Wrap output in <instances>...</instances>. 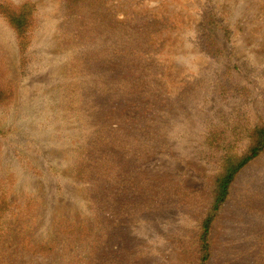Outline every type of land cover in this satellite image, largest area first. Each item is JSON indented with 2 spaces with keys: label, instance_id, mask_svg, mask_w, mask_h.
<instances>
[{
  "label": "rangeland",
  "instance_id": "374dc122",
  "mask_svg": "<svg viewBox=\"0 0 264 264\" xmlns=\"http://www.w3.org/2000/svg\"><path fill=\"white\" fill-rule=\"evenodd\" d=\"M69 1L0 0V176L11 200L37 201L32 241H56L51 255L14 247L5 264H200L224 156H241L264 122V0H77L80 22ZM24 4L33 11L19 30L5 12ZM211 6L228 29L217 35L229 72L196 39ZM92 45L104 51L96 60ZM72 92L97 114L70 111ZM112 128L120 141L107 149L114 175L96 185L98 212L73 171L91 134ZM61 216L76 236L55 232ZM210 245L208 264H264V153L237 175Z\"/></svg>",
  "mask_w": 264,
  "mask_h": 264
},
{
  "label": "trees",
  "instance_id": "16d2710c",
  "mask_svg": "<svg viewBox=\"0 0 264 264\" xmlns=\"http://www.w3.org/2000/svg\"><path fill=\"white\" fill-rule=\"evenodd\" d=\"M78 2L79 1L76 0L75 3L72 4V2L69 1L66 7L69 17L74 18L73 20L76 22H80L82 20L76 18L79 9L75 4ZM89 5L93 6V4ZM97 10L101 13L100 7H98ZM32 11L33 10L28 4H24L20 8H7L5 15L10 21H14L15 25L19 28V30H21L24 25H28ZM203 12L201 20L202 25L196 34V39L209 57L220 62L229 72L231 70V61L227 60L224 56L221 41L217 35L218 32L222 31L227 36L228 29L227 27L220 25L217 21L216 16L213 13L212 6L205 8ZM95 18L94 14L89 17L90 20H95ZM82 24H84V22ZM81 35L83 36L81 41H89L91 37L94 36V33L92 34L90 31H82ZM130 47L131 45L127 43L125 48ZM87 52L90 53V55L92 54L94 57H90L95 58V60L99 57L98 55H102L104 53V51H101L100 49H95L93 45L91 50ZM232 66L235 70H238L237 65ZM97 71L103 74V76L106 73L105 68H99ZM121 87L124 86L122 85ZM109 92H112V90H109ZM136 93L139 94L140 92L136 91ZM67 94V100L69 101L71 107H73L70 111H74L76 116L79 118L83 117L85 112L88 110L91 114H97L99 111L100 107L95 102L92 103L89 99H86L83 101L84 103L81 102L80 104H77L78 102L75 100L76 93L72 92ZM129 94L132 97V94ZM88 97L89 96H87V98ZM115 131L118 132L119 129L112 128L110 131H106L105 129L95 130L89 137L87 148L81 151L82 153H80L78 157L79 161L74 166L73 174L81 178L85 184L89 185L87 188V194L97 206H99L98 202L102 198L100 193L103 192V190L100 192L99 187H96V185H109L110 180L114 175V166L110 161L111 156L109 155L107 149H109L108 147L114 145V143L120 141V137L115 135ZM248 137L249 145L241 156H224L221 172L213 182L210 203L200 219L201 222L198 230L199 235L197 237V252L200 255V264H208L210 261L211 231L213 225L219 217L222 206L226 203L230 195L231 187L237 175L247 166L249 162L264 153V122L261 121L260 124L253 125L250 129ZM215 143L221 144L220 141ZM4 180L5 178L0 176V264H5L7 256L6 253L12 248L18 246H22L23 250L33 253L34 255H51L55 249V240H51L49 238L47 240L32 241L31 236H29L27 232L32 223L35 222L33 219V213L35 212L34 210L35 206H37V201L30 195L22 197L21 204H18V202L14 199L11 200L9 195L12 193V189ZM99 211L101 212L100 206L98 207V212ZM101 223L102 219L97 213L89 226L96 228L99 226L96 224ZM55 225L57 226V230L55 232L63 237L72 238L78 234V229L75 228V222L67 220L63 216L57 217ZM79 229L84 230V235L91 234V231L86 228L84 224ZM62 241L66 240L61 239V242ZM91 253L93 255L96 253L94 246L92 247ZM92 254L88 255L92 259H95ZM88 255H84L83 257ZM80 260H83V258H80Z\"/></svg>",
  "mask_w": 264,
  "mask_h": 264
}]
</instances>
